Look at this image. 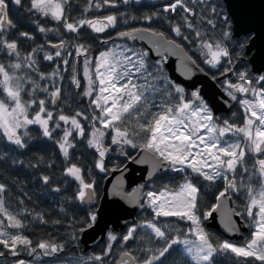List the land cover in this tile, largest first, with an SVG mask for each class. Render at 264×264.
Masks as SVG:
<instances>
[{"label": "snow or ice", "instance_id": "snow-or-ice-1", "mask_svg": "<svg viewBox=\"0 0 264 264\" xmlns=\"http://www.w3.org/2000/svg\"><path fill=\"white\" fill-rule=\"evenodd\" d=\"M140 2L84 0L82 7L77 6L79 15L75 16L73 0H27L26 5L25 0H0V54L6 59L0 62V139L17 149H26L35 126L43 137L55 142L65 161L63 175L76 185L72 199L90 205L79 228L73 230V242L77 240L76 232H86L96 226L99 215L94 204L97 181L92 177V170L72 162L73 150L79 142L94 150L90 153L94 156L93 168L99 173L123 171L119 165L107 166L106 161L116 151L136 163L150 164L153 175L160 170L182 174L181 182L175 187L165 185L159 191L143 193L144 203L140 206L151 210L150 220L130 226L119 237L109 232V243L102 254H94L76 264H108L106 257L116 243L121 248L116 264H165L167 260L177 264L173 252L187 258L183 264H224L218 259L221 256L229 264H264V72L257 69V74H252L246 67L244 70L237 67L240 57L246 54L247 44L239 38L240 33L234 29L228 13L222 10L223 5L210 4L209 0H171L162 7V12L169 14L171 33L195 44L207 71L189 54L192 49H186L176 39L151 27H131L119 31L118 38L149 39L158 60L150 63L148 51L136 52L120 45L100 52L93 60L91 45L78 41L88 30L101 34L135 21L137 18L129 17L126 12L104 14V10ZM194 6H201L200 10ZM10 8L25 9L31 14V23L44 37L49 33L60 37L59 43L47 42L56 51L49 52L45 44H40L22 52L20 40H35V36L29 31H13L17 25L10 18ZM177 16L181 22L174 23ZM140 19L151 25L154 19H160V14ZM185 30L192 33L194 40H189ZM65 33L71 35L65 39ZM71 41H77L71 45L75 48V57H83L86 86L80 95L89 100V107L93 109L91 116L81 110L65 113L67 100L60 86L65 79L63 73L70 72L71 83L77 89L81 87L75 63L70 64L68 58L73 56L67 50ZM40 53H43L40 59L50 65L56 62L52 72L41 70ZM170 57H176L175 70L188 80L196 71L211 75L213 80L218 74L225 77L220 82L222 90L231 102L239 105L241 122L221 121L195 84L186 86L169 76L166 65ZM189 87L193 90L189 91ZM40 93L44 94L43 98ZM82 120L88 121L89 126ZM58 129L62 134L57 139L54 133ZM129 148L138 149L143 155L136 160L127 151ZM41 179L49 184V176ZM201 181L209 188L223 181V190L215 196L216 203L207 210L201 208ZM142 187L126 195L118 183L113 195L135 202ZM53 190L60 192L61 189ZM7 192L8 186L0 183V264H5L9 256L14 258L12 264H31L23 256L34 260L60 258L65 243L52 239L34 243L24 234L29 222L23 217L32 216L33 220L45 224L44 216L26 208L12 210L6 199ZM233 194L237 198L244 195L243 212L227 208ZM217 212L225 217L229 232L239 231L232 221L233 215L245 221L249 236L244 243L213 241L203 222ZM172 218L186 223L187 228L179 224L173 227L167 222ZM51 264H57V260Z\"/></svg>", "mask_w": 264, "mask_h": 264}, {"label": "trees", "instance_id": "trees-1", "mask_svg": "<svg viewBox=\"0 0 264 264\" xmlns=\"http://www.w3.org/2000/svg\"><path fill=\"white\" fill-rule=\"evenodd\" d=\"M171 2V0H141L140 4H129V5H121L120 9H108L104 10V14L109 12H117L123 11L129 17H136L135 21L130 22L128 25L121 24L117 29H115V33H111L104 38H99L93 35L89 30L88 34L81 38L80 41L88 45H91V57L93 60L96 56L102 51H106L110 48H113L114 45H120L123 47H129L133 51H147L144 47L138 46L136 44H127V43H119L114 41L115 34L119 33V31L129 30L131 27H151L157 31H163L166 36L169 38H174L178 42L182 44L186 49H192L189 54L193 56L194 59H197L198 64L201 67L205 68L207 71V65L203 64V61L199 58V52L196 51V47L194 43H189L188 41H182L179 37H174V34L170 31V26L167 20L169 14L162 12V7L164 4ZM84 0H73V8L72 14L75 16L79 15V8L77 6L82 7ZM210 4H222L223 11H226V6L222 0H209ZM27 4V0H25V5ZM197 8V11L200 10L201 6H194ZM10 10H12L10 8ZM207 12V10L205 9ZM227 12V11H226ZM153 13H159L160 19H154L151 25L144 23L140 18L145 15H152ZM89 15H93L90 13ZM95 15H101V13H95ZM15 16V18L13 17ZM10 17L14 23H16L17 27L14 29V32L19 31H29L32 35L35 36V40H20V48L22 52L30 51L32 48L36 47L40 44L46 45V50L54 53L56 49L51 48L48 45V41L51 43H59L60 37L49 33L48 37H44L41 33L36 31V26L31 23V14H29L25 9H20L17 12V15H12L10 11ZM199 17H197L198 19ZM230 18V16H229ZM231 19V18H230ZM174 23L181 22L179 17L177 16ZM51 26V25H48ZM185 34L189 36V40H194V36L192 33L185 30ZM71 34H64V38ZM16 38V37H12ZM251 35H246L240 37L241 40H244L248 45L250 41ZM107 40V43L104 41ZM77 41L69 42L68 51L73 53L72 57H68L70 60V64L75 63L76 75L77 78L81 81V87L77 89L71 83V74L70 72H64L63 75L65 79L61 82L60 86L63 90L64 99L67 100V104H64V109L66 114H74L76 110H81L85 112V114L91 116L93 109L89 107V100L80 95L86 86V81L83 78V57H75V48L71 45L76 43ZM239 52V49H237ZM246 53V49H245ZM43 53H40L38 59L42 57ZM150 63L154 60L150 59ZM0 62H6L5 57L0 54ZM59 62V61H57ZM41 70L45 73H50L55 66L54 62L52 65L47 61H43L40 59ZM64 66L61 65V68ZM237 67L240 70H244L246 67L250 73L252 72L251 65L249 63V57L247 54H244L240 57V62ZM211 76V75H210ZM222 78V79H220ZM223 76L217 75L215 79L218 85L221 87V80H223ZM235 80V77H232ZM45 83V82H41ZM222 88V87H221ZM40 98L44 97L43 93L39 94ZM29 97L25 96V99ZM71 105L69 107L68 105ZM233 113H236L233 116ZM219 119L221 121L228 119L235 123H240L242 120V114L240 112V108L238 104H235V107L229 114H221ZM86 126L88 125V121H83ZM61 131L58 129L54 136L58 139L59 135H61ZM29 146L26 149H17L14 145L8 144L6 141L0 139V156L3 158L0 159V183H4L8 186V192L5 194L7 202L11 205L12 210L18 211L22 208L28 209L33 213H40L44 216L47 223L40 224L37 221L33 220L32 216L23 217L26 219L28 223V228L24 230V234L29 236L33 242H37L39 240L52 239L56 242L65 243L64 252L60 253V258H49V257H41L39 260H34L32 257L23 256L22 258L31 261V264H51L52 260H57V264H69V261L72 264H76L77 261L87 260L88 257L94 254H102L107 244L109 243L108 239L99 245L97 248L92 250L88 254H83L82 247L80 244V237L82 232H76L77 240L72 241L71 236L73 234L74 228H79L81 222L85 219V214L88 211L90 205L80 204L79 202L72 199L75 193L76 185L75 182L71 181L70 178H67L63 175L65 169V161L63 156L60 154L58 147L56 146L53 140H48L43 137L40 130L35 126L31 130V139L28 141ZM115 147V146H113ZM7 149V151H6ZM75 152V156L73 157L72 162L78 163L83 166L85 169L92 170V177L96 179L97 184V196L94 202L95 208L98 210L99 202L103 194V187L105 180L110 175L111 171L107 174L99 173L98 170L93 168L94 164V156L91 155L94 150L87 148L85 142H79L77 148L73 150ZM127 151L134 156L138 149H127ZM130 159L119 156L116 151L111 153V159L106 161L107 166L112 168L114 165H119L120 168L126 165V163ZM51 164L52 167L48 165ZM35 165V167L33 166ZM47 175L50 177L49 184H44L41 177ZM182 174L171 172L170 174L162 177L156 178L151 184L143 187V193L148 190H161L165 185L169 187H175L180 182V177ZM255 183V180L253 181ZM202 188L201 195V208L202 210L209 209L214 203H216L215 196L218 195L219 191L223 190V181H218L216 186L211 188L205 186V182H200ZM59 187L60 192H56L53 189ZM232 199L234 201V208L236 211L243 212L245 209V199L244 195L241 194L239 198L235 194H233ZM23 201V204L20 201ZM144 203V201H143ZM142 203V204H143ZM63 209V211H61ZM152 218L151 210L146 207H141L137 218L136 224H140L142 221L150 220ZM55 221H60V223H54ZM165 221L163 218L160 223L163 224ZM168 223L172 224L175 227L177 224L181 228H187V224L184 222L175 221L172 218ZM204 227L206 231L210 234L213 241L219 243L224 240H227L220 233L207 228V221H204ZM13 231V230H9ZM127 231V230H126ZM126 231L124 233H126ZM124 233L116 234L122 236ZM249 236L248 234L245 237ZM246 239H243L239 242H233L237 244H242ZM229 241V240H228ZM145 243H147V237L145 236ZM132 242H130L131 244ZM126 248L128 245L125 246ZM121 255V248L119 243L113 245L112 252L109 257H106L108 260V264H116V261L119 259ZM173 258L176 260L177 264H183V261L186 260V257H181L177 252H173ZM2 259V258H0ZM221 261H224V264H229L224 257H218ZM14 258L11 256L5 261V264H12ZM165 264H173L172 260L165 261Z\"/></svg>", "mask_w": 264, "mask_h": 264}, {"label": "water", "instance_id": "water-1", "mask_svg": "<svg viewBox=\"0 0 264 264\" xmlns=\"http://www.w3.org/2000/svg\"><path fill=\"white\" fill-rule=\"evenodd\" d=\"M222 1L233 21V27L236 32L240 33V37L249 34L252 35L246 48V54L249 57L252 72L257 74V69L264 72V0ZM114 31V29H110L105 33L92 34L103 38ZM114 41L142 46L149 52L150 59L154 61L159 59L155 50L152 49L149 39H120L117 33L114 36ZM177 66L178 62L176 57H170L169 63L166 65L169 76L186 86L195 84V88L199 89L205 100L210 102V106L213 108L216 117L219 118L221 114H229L233 110L235 104L228 99L217 81L213 80L210 75L205 76L203 73L196 71V74L191 80H188L175 70ZM188 90L191 91L193 89L189 87ZM141 155L143 153H140L138 150L133 157L138 160ZM121 169L123 171L111 172L105 180L103 194L98 207L99 215L97 224L94 228L82 232L80 237L83 254L90 253L104 243L108 238L109 232L114 234L124 233L130 226L135 225L137 215L141 209L140 205L144 200L143 187L151 184L156 178H162L171 173V171L160 170L153 175V169L150 164H139L132 159ZM118 183L122 184L123 191L126 195L143 186L140 188L139 198L135 202H130L123 197L114 196L113 192L116 190ZM227 208L236 211L233 199L227 201ZM232 221L237 225L239 231H227L225 217L220 212H217L213 214V218L207 221V228L220 233L229 241L239 242L249 233V229L245 227V221L241 220L238 216L233 215Z\"/></svg>", "mask_w": 264, "mask_h": 264}, {"label": "flooded vegetation", "instance_id": "flooded-vegetation-1", "mask_svg": "<svg viewBox=\"0 0 264 264\" xmlns=\"http://www.w3.org/2000/svg\"><path fill=\"white\" fill-rule=\"evenodd\" d=\"M11 9H12V8H11ZM10 11H11L12 15H15V14L17 15V12H18V11L14 10V9H12V10H10ZM13 17L15 18V16H13ZM10 18H11V17H10Z\"/></svg>", "mask_w": 264, "mask_h": 264}, {"label": "rangeland", "instance_id": "rangeland-1", "mask_svg": "<svg viewBox=\"0 0 264 264\" xmlns=\"http://www.w3.org/2000/svg\"><path fill=\"white\" fill-rule=\"evenodd\" d=\"M248 235H249V233H248ZM248 238V236L247 237H245L244 239H247Z\"/></svg>", "mask_w": 264, "mask_h": 264}]
</instances>
